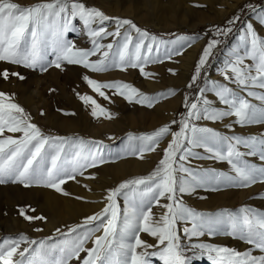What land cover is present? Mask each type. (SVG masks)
Masks as SVG:
<instances>
[{
	"label": "snow or ice",
	"instance_id": "snow-or-ice-1",
	"mask_svg": "<svg viewBox=\"0 0 264 264\" xmlns=\"http://www.w3.org/2000/svg\"><path fill=\"white\" fill-rule=\"evenodd\" d=\"M259 19L264 24V10L260 11ZM77 20L89 38V48L78 47L68 39L69 33L77 31L74 23ZM238 20L239 16H234L226 22L227 27L213 29L214 38L202 49L186 85L196 90L195 95H185V111L179 114V120L173 119L151 133L129 134L124 154L141 159L145 152H155L167 140L157 167L147 176L131 178L108 189L102 211L85 217L80 224L66 226V232L56 228L59 238L54 235L36 240L25 234L4 238L0 241V264H72L73 261L153 264V258L162 264H194L205 256L211 264H264V211L243 206L237 211L225 209L208 214L183 201L185 194L198 189L219 191L221 187L250 188L264 184V132L244 136L234 131L237 126H264V37L258 35L252 24H247L240 37L243 49L234 51L220 70L222 80L204 79V86L199 84L213 49L221 43L218 37L232 32L231 26ZM108 21H114L113 31L105 26ZM108 37L112 38L111 42L103 43ZM187 39L181 37L180 41ZM160 43L156 35L141 29L131 19L109 17L102 10L87 6L84 0H46L31 6L0 0V63L41 73L52 67L63 70L65 63L82 66L91 73L131 68L147 77L152 75L145 70L147 65L183 54L185 45L180 43L161 57ZM169 72L176 74L174 69ZM11 77L25 79L19 72L0 70L3 80ZM82 79L105 100H110L105 90H112L113 95L149 108L176 95V90L171 88L149 95L122 81L100 82L88 74ZM207 93H212L218 103ZM76 94L91 107L94 118L111 119V114L93 96ZM13 95L0 91V185L43 186L63 192L62 185L85 176L87 169L121 158L119 153L115 156L108 153L106 158L103 149L107 146L103 141L45 134L31 121L30 114L13 102ZM201 121L221 123L232 134L222 133ZM249 157L261 163L257 165ZM205 159L227 163L231 174L192 164L193 160ZM88 178H95V174ZM118 197L124 201L123 209ZM27 207V212L25 207H18V214L24 220L46 221L42 215L30 214L35 209ZM153 207L163 211L157 216ZM180 223L185 225L184 236L197 242L182 243ZM142 233L155 243L142 239ZM218 235L238 239L249 247L241 252L200 240ZM89 241L91 247L86 246Z\"/></svg>",
	"mask_w": 264,
	"mask_h": 264
},
{
	"label": "rangeland",
	"instance_id": "rangeland-1",
	"mask_svg": "<svg viewBox=\"0 0 264 264\" xmlns=\"http://www.w3.org/2000/svg\"><path fill=\"white\" fill-rule=\"evenodd\" d=\"M234 1V6L223 14L226 5ZM14 2L22 6H31L38 2H46V0H14ZM84 2L87 6L102 10L108 16L131 19L141 29L156 35L158 40L161 41L160 47L163 48H158L161 57L164 56L166 51L179 47L180 43L172 42L169 43V49L166 50L164 45L167 41H177L180 40L181 37L189 38L191 41L188 39L185 40L187 41L184 42L185 46L192 42V40H196L195 43L200 41V43H198L199 45L197 44L198 46L195 47L196 53L191 61L190 71L185 80L182 70L183 67H181V65L187 60V50L193 48L195 43L190 48L185 47L182 55H173L171 60L165 59L163 63H151L147 65L145 70L152 74L147 77L142 75L138 69L131 68L127 71L113 69L102 73H91L83 69L82 66L67 65L65 63L63 70L52 67L47 72L41 73L38 70L34 71L22 66L0 63V70L6 68L9 72H19L25 77L24 80L11 77L8 81L0 78V91L14 94L12 96L13 102L22 106L26 113L30 114L31 121L37 124L45 134L62 137H78L85 140L103 142L108 140V153H111L113 156L118 153L121 154V158L109 159V162L97 167L99 169L91 168L98 170V172H94L95 178L93 179L95 181L96 178L103 179L102 176H104V179L106 181L108 180L111 184L105 189L106 195L107 190L112 189L120 179L114 176L111 169L118 171L120 167H124L125 176H127L131 174V169L126 167L127 163L138 158V156L135 155L124 154L129 134L138 136L151 133L153 130L169 123L173 119L179 120V114L185 111L183 106L185 95L191 94L194 96L196 91L195 89H188L186 85L194 74V69L202 53V49L210 38H214L213 29L215 27H227L228 25L226 22L228 20L234 16H239L237 23L231 26L233 29L232 32L228 33L227 36L218 37L221 43L213 49V54L209 57V62L206 66L207 71L202 75L201 81L199 82L200 86H204V79L222 80L220 70L223 69L225 63L232 56L233 51H237L236 45L243 44L240 37L243 34V30L246 29L247 24H252L258 35L264 37V24H262L259 19L260 11L264 10V0H84ZM194 4L202 5V7H194ZM249 5H251V7H249ZM74 23L77 31L69 33L68 39L72 40L78 47L89 48V38L84 34L85 30L83 29L82 23L79 20ZM105 26L109 31L115 29L114 21L105 22ZM205 33H207V35H205ZM111 40L112 38L108 37L102 42L108 43L111 42ZM242 49L243 45L240 47L239 51H242ZM53 58L54 57L49 56V59ZM169 69H174L176 74L173 75L170 73ZM54 71L57 73L56 75ZM85 74L90 75L100 82L122 81L129 83L149 95L166 91L170 88L176 90V95L161 100L152 108L146 105L136 104L135 101L129 102L122 96L113 95L112 90H105L110 97V100H105L97 93H94L86 82L83 81L82 77ZM52 89L55 91H51ZM77 92L93 96V98L111 114V119L104 117L94 118L91 115V107L85 105L78 98ZM29 95L36 99L35 104H30L27 100H24L25 96L28 97ZM214 102L218 103L217 101ZM160 106L163 108V111L159 110L160 113L166 110L161 114L164 118L162 121L158 122L154 118V113ZM41 112H43V115H41ZM64 113L70 114L65 115ZM69 122L73 124V129L68 127L67 123ZM200 123L207 124L205 121H201ZM207 126H209V124H207ZM107 127L109 128L108 132L106 131ZM209 127H213L217 130V127L213 126V124ZM222 129H224V126ZM234 131L238 135H258L264 132V126L254 125L243 128L237 126ZM220 132L232 134L228 129L220 130ZM104 136H106V138ZM109 137H111V139ZM166 146L167 140L160 144L158 153L155 152L153 154L157 157L155 158L153 156L154 158L152 157V160L148 161V163H150V165H146L148 168H155L158 165L162 157L161 149ZM198 151H200L202 155H206L202 149ZM146 153L147 152L144 153L143 157ZM107 154H105L106 158H108ZM149 156L150 155H148V157ZM248 159L257 165L261 163L254 157H249ZM108 164L116 165L105 170L101 169V166ZM192 164L195 167L216 169L231 174V169L225 162L205 159L193 160ZM119 165L120 167H118ZM99 170L105 173L100 174ZM137 172L142 171L137 170ZM106 176H108V178ZM77 179L80 180L84 178L78 176ZM71 181L72 180H69L62 185L63 192H67L68 195H64L63 192H57L54 189L43 186L24 188L19 184L8 183L0 185L5 188L12 186L20 187L19 191L8 190L5 193L0 191V241L4 238H15L19 234H25L31 239L36 240L54 235L59 238V234L55 232L56 228H60L62 232H66V226H75L79 222L82 223L85 217L100 213L102 209L94 210L87 208V210L90 211L83 212V216L76 217V212H74L69 218H65L59 222L58 216L61 210L64 207L72 206L71 202L73 200L80 202L82 205L99 203L98 193L94 191H85L84 196L81 197L83 199H77L76 193L68 186V183ZM33 189L49 190L56 195V199L47 202L44 200L42 193L37 194ZM192 200L193 203H191ZM119 201L121 205L124 206L123 199L119 197ZM183 201L187 206L196 211L208 214H215L225 209L237 211L243 206H251L257 210L264 211V185L261 186L260 183H257L250 188L221 187L219 191L198 189L190 195L185 194L183 196ZM27 206L35 209V212L30 214L42 215L46 217V221L28 222L24 220L23 217L18 214V207H25V211L27 212L29 211ZM50 216L57 217V221L54 224V228L46 230L45 225L49 221ZM35 228H41L42 231L37 232L34 230ZM143 236L147 235L142 233V239ZM215 237L216 241L214 242L207 236L200 238V240L234 248L241 252L248 249L241 248L240 246L244 242L238 239L225 235H218ZM224 239L226 240L221 241ZM192 242L197 241H189L186 237L185 240L182 241L185 245ZM86 246L91 247V242L89 241ZM83 255L85 254L81 253V256ZM201 260L211 264L206 256L200 260L194 261V264L203 263L204 261ZM72 264H78V262L73 261ZM153 264H162V262L157 261Z\"/></svg>",
	"mask_w": 264,
	"mask_h": 264
},
{
	"label": "bare ground",
	"instance_id": "bare-ground-1",
	"mask_svg": "<svg viewBox=\"0 0 264 264\" xmlns=\"http://www.w3.org/2000/svg\"><path fill=\"white\" fill-rule=\"evenodd\" d=\"M234 4H235V1L233 2V3H230V4H228V5H226V8L224 9V13L223 14H225L226 12H228V10H229V8H231V7H233L234 6ZM222 15V14H221ZM109 17H112V16H110L109 15ZM189 40V39H188ZM189 41H191V40H189ZM188 41V42H189ZM172 42H175V43H184V42H187V41H180V40H177V41H167V42H165V48H166V50H168L169 49V43H172ZM196 42V40H192V42H190V44H191V46L194 44ZM198 43H200V41L199 42H197V43H195L194 44V47L193 48H191V49H189V50H187V53H186V56H187V60L183 63V65H181V67H183L182 68V70H183V75H184V80L186 79V77H187V75H188V73H189V71H190V64H191V61H192V59L194 58V55H195V47H197L199 44ZM198 44V45H197ZM243 45V44H242ZM242 45H236V47H237V51H239V49H240V47L242 46ZM190 46V47H191ZM160 47V44L158 45V48ZM171 47V46H170ZM186 48H190V47H188L187 45L185 46ZM184 47V48H185ZM161 49H163L162 47H160ZM234 52V51H233ZM180 68V67H179ZM54 74L56 75L57 73L54 71ZM106 74V73H105ZM111 75V74H110ZM76 76V75H75ZM100 77H101V75H100ZM36 83V82H35ZM208 95H209V98H211V99H213V101H215V99H214V96H213V94L212 93H207ZM24 100H27L30 104H35L36 103V99L34 98V97H31L30 95L27 97V96H25V98H24ZM173 102V101H172ZM174 102H175V100H174ZM168 104V103H167ZM176 105V104H175ZM175 105H173V106H175ZM165 106V105H164ZM169 106V105H168ZM177 106V105H176ZM34 108H37V107H34ZM163 111V108L160 106V107H158L156 110H155V113H154V118H155V120L156 121H162V119L164 118V117H162V113H164L165 112V110H164V112H161L160 113V111ZM168 113V112H167ZM170 113V112H169ZM169 115V114H168ZM167 119V118H166ZM207 124H209V126H211L213 123H211V122H207ZM67 125H68V127L69 128H71V129H73L74 128V126H73V124H71L70 122L69 123H67ZM110 125V124H109ZM213 126H215V127H217V130L218 131H220V130H224V129H222L223 128V124H221V123H215V124H213ZM108 130H109V128L107 127L106 128V131L108 132ZM101 132H103V131H101ZM105 138H106V136H104ZM110 138V137H109ZM108 139V138H107ZM103 144L104 145H106L107 147H105L104 149H103V154L105 155V154H107L108 152H109V142H108V140L107 141H104L103 142ZM155 152H157L158 153V149L155 151ZM155 152H147L146 153V155L143 157V159H141V158H135V159H133V160H131V161H129L128 163H127V165H126V167H128V168H130L131 169V174H129V175H127V176H125V170H124V167H120V165L118 166V167H120V170H113V169H111V171L113 172V174H114V176H117V177H119L120 179H119V181L114 185V187H116V186H118L119 185V183H121V182H123V181H125V180H128V179H131V178H137V177H142V176H147V175H149L155 168H152V167H150V168H148L146 165H150V163H148V161L149 160H152V157L154 156L153 154L155 153ZM148 155H150L149 157H148ZM155 158L157 157L156 155L154 156ZM153 157V158H154ZM151 162V161H150ZM154 162V161H153ZM116 164H108V165H104V166H101V169L102 170H105V169H107V168H109V167H112V166H115ZM152 168V169H151ZM96 169H99V168H96ZM96 169H87V171H86V173H85V176H83V178L84 179H80V180H78V179H76V180H72L71 182H69L68 183V186L70 187V189H72L75 193H76V198L77 197H82V196H84V192L85 191H94V192H97L98 193V197H99V203L98 204H92V205H82L80 202H77L76 200H73L72 202H71V204H72V206H70V207H64L62 210H61V213H60V215L58 216V218H59V222H61L63 219H65V218H69L74 212H76V217H80V216H83L84 214H83V212H88V211H90V210H87V208H90V209H94V210H101V209H103L104 208V205H105V197H106V195H105V189L107 188V187H109L111 184L108 182V180L106 181L105 179H104V176H102L103 177V179H98V178H96V181L93 179V178H88L91 174H94V172H98V170H96ZM137 170L138 171H142V172H137ZM99 173L101 174V173H105V172H103V171H100L99 170ZM98 177V176H97ZM107 178H108V176H106ZM93 179V180H92ZM106 183V184H105ZM262 185H264V184H261V186ZM86 186V187H85ZM113 187V188H114ZM8 190H14V191H19L20 190V187H14V186H12V187H1L0 186V191L2 192V193H5V192H7ZM33 191L35 192V193H37V194H39V193H42V195H43V197H44V200L45 201H47V202H50V201H54L55 199H56V195L54 194V193H52V192H50L49 190H42V189H33ZM164 201H162V203H163ZM118 203H119V205H120V207H121V209H123V205H121V203H120V201H119V197H118ZM191 203H193V200H192V202ZM194 204H195V202H194ZM48 205H51V204H48ZM213 206V205H212ZM205 208V207H204ZM207 209H210V208H207ZM163 210L162 209H160L159 207H153V212L158 216V215H160L161 214V212H162ZM211 212V211H210ZM56 218V219H55ZM55 219V220H54ZM56 221H57V217H54V216H50V218H49V221L46 223V225H45V227H46V230H48V229H51V228H54V224L56 223ZM79 223H81V222H79ZM78 223V224H79ZM185 225L183 224V223H180V224H178V232H179V234H180V236H181V240L182 241H184L185 240V237H184V233H183V231H182V228L184 227ZM0 227H1V225H0ZM54 230V229H53ZM202 238V237H201ZM143 239H146L149 243H155V240H153L152 238H150L149 236H143ZM213 242L214 241H216V237H211L210 238ZM226 239H224V240H221V241H225ZM242 243V242H241ZM240 243V244H241ZM241 248H248L249 246L248 245H246L245 243H242L241 244V246H240ZM157 261H159L157 258H153V263L154 262H157ZM201 261H204V260H201ZM204 264H210L209 262H207V261H204L203 262ZM202 262H201V264H203ZM199 264V263H198Z\"/></svg>",
	"mask_w": 264,
	"mask_h": 264
}]
</instances>
